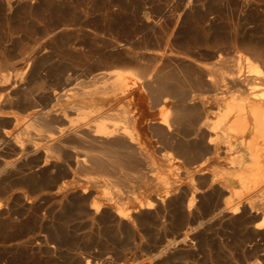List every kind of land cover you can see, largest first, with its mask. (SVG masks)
Wrapping results in <instances>:
<instances>
[{
  "label": "bare ground",
  "instance_id": "bare-ground-1",
  "mask_svg": "<svg viewBox=\"0 0 264 264\" xmlns=\"http://www.w3.org/2000/svg\"><path fill=\"white\" fill-rule=\"evenodd\" d=\"M156 47L163 67L147 70L135 60L134 69L102 85H74L67 77L66 88L55 90L34 57L19 79L1 75L0 156L6 149L13 158L2 165L0 196L8 197L22 185L18 177L31 172L41 179L16 194L23 211L55 197L60 211L72 206L91 226L107 222L117 232H134L156 225L164 235L174 216L173 240L155 260L171 246L204 244L201 233L231 221L245 255L237 264H264V245L258 242L264 241V44H246L251 58L237 55L227 71L214 75L188 51L181 61L189 65L176 64L170 39ZM225 82L238 97L218 92ZM76 98L102 104L130 99L120 116L97 117L100 106L55 109ZM213 104L219 106L214 120ZM145 126L163 146L168 169L148 156ZM9 128H18V134L12 137ZM221 151L232 154L227 170L211 168L212 156L219 160Z\"/></svg>",
  "mask_w": 264,
  "mask_h": 264
},
{
  "label": "rangeland",
  "instance_id": "rangeland-1",
  "mask_svg": "<svg viewBox=\"0 0 264 264\" xmlns=\"http://www.w3.org/2000/svg\"><path fill=\"white\" fill-rule=\"evenodd\" d=\"M168 39L179 57L176 64L189 65L181 61L188 51L194 63L207 64L210 74L225 72L235 56L251 58L244 49L246 44H264V0H14L12 6L0 4V76L19 79L34 57L55 90L66 88L63 79L67 77L74 85L86 86L92 81L102 85L114 75L134 69L135 60L147 70L163 67L165 63L159 62L154 50L157 42ZM221 85L219 93L238 97L236 88L227 82ZM129 99L105 104L96 100L95 104L76 98L55 109L74 104L100 106L97 117L120 116ZM218 110L213 104L209 118L216 119ZM30 112L36 113L34 109ZM71 114L75 116L73 111ZM18 132V128H9L12 137ZM144 133L151 140L146 145L148 156L168 169L162 162L163 146L147 126ZM4 152L0 171L13 158L9 150ZM215 156L211 168L227 170L232 154L221 151L219 160ZM30 173L18 177L22 185L8 197L0 196V264H233L232 256L237 264L245 258L239 231L231 221L224 228L214 226L201 233L204 244L171 246L155 260L153 256L173 240L174 216L164 235L156 225L138 226L134 232H117L107 222L91 226L78 219L72 206L60 211L55 197L42 208L20 210L16 194L41 179ZM43 208L52 211L51 216ZM212 236H216L213 241L206 240ZM258 242L264 245L261 239Z\"/></svg>",
  "mask_w": 264,
  "mask_h": 264
}]
</instances>
